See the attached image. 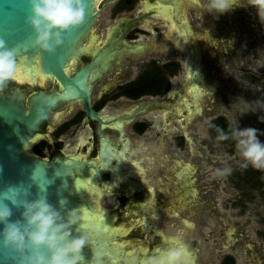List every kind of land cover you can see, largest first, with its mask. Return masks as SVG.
Instances as JSON below:
<instances>
[{
	"label": "water",
	"instance_id": "1",
	"mask_svg": "<svg viewBox=\"0 0 264 264\" xmlns=\"http://www.w3.org/2000/svg\"><path fill=\"white\" fill-rule=\"evenodd\" d=\"M116 1L118 0H107L102 9ZM157 1L159 6L155 9L164 18L170 17L168 11L170 7L176 12L184 2ZM97 2L98 0H88L84 22L71 31L64 45L58 47L54 54H49L35 47L34 30L25 23V18L29 15L27 0H0V38L6 41L9 48L17 49V63L21 71L16 80H28L25 85L16 84L14 80L0 93V199L10 186H15L20 187V192L9 193L15 199L31 201L46 195L48 202L58 209L61 199L67 200V210L88 208V218L83 222L86 225L84 230L89 236V245L82 250L84 264H145V261L155 254L154 250L157 247L170 246L185 249L190 256V264H200L197 246L190 235L159 214L146 209V203L129 205L122 203V206L115 210L98 209L101 196L123 193L121 190L113 191V188L119 189L121 184H124L126 193L148 191L151 197L159 199L156 197L155 189L150 188L148 184L142 156L145 149L135 150L131 145L134 153H130L128 139H124L122 145L114 148L110 139L103 138L99 157L95 160L88 159H94L92 152L76 155L80 148L78 146L63 149L73 154L72 156L62 154L53 158L49 156V159L28 152L29 142H36L40 127L49 122L52 113L56 109H61L62 105L73 104L74 108L77 103H81L91 120L104 124L105 116L103 119L91 107L94 82L110 68L112 72L155 47L152 43L139 41L136 45H147V48L135 54L125 51L121 60H118L121 56V53H118V61L113 63V68L112 62L115 61L116 54L113 49L112 55L111 47H107L101 51L97 50L89 64L73 71L81 55L90 49V45L96 39L94 26L99 16V12L95 10ZM150 7L151 5L147 6V9ZM145 12L144 7H141L137 14L123 18L113 26L114 29L119 28L118 38L113 41V46L126 43L124 36L129 28L135 27L152 14L149 12L141 16ZM157 13L154 17H158ZM175 15H178V12ZM183 23L184 25L179 28L183 33L188 29L184 34L193 42L188 23L185 21ZM107 35L104 40L107 39ZM195 55L198 58L199 53L195 51ZM193 70L192 75L189 70V78L181 90L170 93L169 96L174 101L172 105L158 101L147 102L140 106L141 108L135 107L137 110L133 108L126 116H118L115 119L118 122L114 127L124 135L125 129L120 121H125L127 129L128 124L133 123L137 116L161 109L170 110L171 107L173 113H169L167 119H176L175 110L186 102L190 115H182V119H192L196 112L192 102L200 100L201 95L205 97L210 94L204 89V92L201 90L204 81L201 74L203 69L195 62ZM54 80L58 82V86L50 89L41 88V82L48 85ZM197 90L201 95L197 94ZM185 111L183 114L187 113ZM196 114H200L199 111ZM131 156L134 160L128 159ZM37 165L45 169L47 179L54 181L47 186L46 193H41L38 184L31 179L32 171ZM190 165L186 162L183 168ZM57 171L63 175L57 176ZM77 178L89 179L79 191L75 187ZM190 178L188 175V179ZM191 183H194V180H190ZM4 203L12 208L13 221L21 218L24 211L22 206L13 205L11 201ZM63 214L66 216V211ZM3 227L0 225V230ZM76 227L79 225L72 226L74 236L78 235ZM96 253L99 255L95 256ZM17 261L15 253L3 246V237L0 236V264H17Z\"/></svg>",
	"mask_w": 264,
	"mask_h": 264
},
{
	"label": "rangeland",
	"instance_id": "2",
	"mask_svg": "<svg viewBox=\"0 0 264 264\" xmlns=\"http://www.w3.org/2000/svg\"><path fill=\"white\" fill-rule=\"evenodd\" d=\"M207 3L208 0H196L195 3L185 0L181 16H189L192 21L194 45L202 49L203 86L210 94L201 103L202 112L196 114L186 128L177 119L166 124L165 110L138 116L139 121L147 116L151 126L142 136L133 131L132 123L128 124L126 130L134 149H145L142 156L148 184L155 189L156 197L163 201L142 191L125 193L128 197L125 204L156 206L160 216L190 235L197 246L200 264H221L226 256H232L235 264H264V171L242 168L235 145L218 144L207 128L211 120L222 116L228 120L231 131L237 127L241 130L255 128L258 139L264 143V121L261 120L264 110H253L258 107L255 102L264 101V22H261L257 9L247 5L248 0H239L245 6L237 5L223 14L207 13ZM116 4L104 8L98 16L94 29L99 43H103L112 25L137 14L142 7L139 2L134 11L116 14ZM157 22H163V32L154 28ZM141 25L149 29L151 35H143L139 41L152 43L155 47L103 76L96 84L93 97L111 78L120 80V84L136 79L148 67L151 58L160 60L161 64L176 58L174 62L179 63L180 73L171 78L170 93L181 90L188 69V61L185 62L181 55L185 54L190 61V46L180 39L178 41L169 31L170 22L163 18H146ZM210 28L217 40L216 46L203 38ZM41 88L47 89L48 85ZM170 93L160 98L165 99ZM159 100L144 98L135 103L122 98L110 103L108 111L119 115L134 105ZM74 109H79L78 103ZM64 110L56 109L49 119L50 124H54L55 114ZM80 133L81 130L71 138L70 147L77 146L72 144ZM180 137L185 139L181 148ZM36 144L31 147L33 153ZM88 147L85 150L78 148V155L85 154ZM43 156L49 159L48 149ZM175 160L191 162L198 170V198L184 208L175 207L179 187L172 176ZM224 169H231L230 174L217 175L218 170ZM121 196H102L98 206L115 210L122 206Z\"/></svg>",
	"mask_w": 264,
	"mask_h": 264
},
{
	"label": "clouds",
	"instance_id": "3",
	"mask_svg": "<svg viewBox=\"0 0 264 264\" xmlns=\"http://www.w3.org/2000/svg\"><path fill=\"white\" fill-rule=\"evenodd\" d=\"M27 4L29 15L25 23L34 30V45L49 54H54L58 47L64 45L71 31L84 22L88 8V0H27ZM236 5L245 6L239 0H208L205 8L207 13L223 14ZM247 5L254 6L261 22H264V0H248ZM18 70L17 49L9 48L6 41L0 38V93L17 79ZM255 104L258 107L253 110H264V101ZM261 120L264 121V117ZM218 131V140L229 138L222 130ZM231 136L236 141V151L242 160L240 166L264 171V143L258 139L257 130L237 127ZM230 172L231 169L218 170L217 175ZM56 175L63 174L57 171ZM31 179L38 184L41 193H46L47 186L54 182L46 178L45 169L39 165L32 171ZM88 180L77 178V191ZM19 192L20 187L10 186L0 199V225L4 226L0 236L3 237V246L18 257L17 264H84L82 250L89 245V236L83 222L88 218L89 209L67 210L66 199L60 200L58 209L48 202L46 195L31 201L9 195ZM4 201L23 207L20 219H11L12 208ZM65 211L66 216L63 214ZM74 225H79L75 229L78 235L75 236L72 232ZM154 252L145 264H190L189 254L181 247H157Z\"/></svg>",
	"mask_w": 264,
	"mask_h": 264
},
{
	"label": "flooded vegetation",
	"instance_id": "4",
	"mask_svg": "<svg viewBox=\"0 0 264 264\" xmlns=\"http://www.w3.org/2000/svg\"><path fill=\"white\" fill-rule=\"evenodd\" d=\"M106 1L107 0H104L102 2L101 9L104 7V4H105ZM190 1L195 3L194 0H190ZM139 2L142 4V7H144V10L146 11L145 14H143L141 16H144L147 13L150 12L152 14L149 17H147V18H152L157 13V10L155 9L157 6H159L157 0H118V1L114 2V3H117L115 8H114V10H115L116 14H120V13H122L124 11H128V10H129V12L130 11H134V6L139 4ZM111 4H113V3H111ZM149 5H151V7L149 9H147V6H149ZM236 6H234V8ZM182 7H183V5L182 6L180 5L178 11H176V12H178L179 16H181ZM163 8L168 9L166 7H163ZM168 11L170 12V17L169 18H164L161 14H158V13H157V16L163 18L164 20L169 21L170 22L169 31L173 32V34L178 38V41H180V40L184 41L186 44H188L190 46V53L189 54H190V56H192V60H190V61L187 60V57H186L185 54H182L181 57L185 60V62L188 61V67H187L188 69H187V71L190 70V74L192 75L193 72H194V70H193L194 63L197 62V57L195 55V51L196 50L194 48V40H193V42L190 41L183 34L182 29L179 28V27H182L184 25V23H183L182 20L179 19L178 15H175L176 12L175 11L173 12L171 7L168 9ZM132 19H134V18H132ZM187 20L189 22L190 29L194 31L193 25H192V21L189 18V16H187ZM163 22L155 23L153 25L154 28L157 29L159 32H163V30H162ZM141 24H142V22H141ZM141 24L136 25L137 27L133 26V28L132 27L129 28V30L127 31V33L124 36V40L126 42L125 44H119V45L116 44L114 46H113V41H116V39L118 38L117 37V32L119 31V28H115L114 29L113 25H112L109 28V30H108L107 34H109V35H107V39L104 40L103 43H99V39H98V37H96L95 41H93L92 45H90V49L88 51L84 52L81 55V58L77 61V66L74 68L73 71H76L79 68H81L82 66H86L87 64H89L94 59L97 50L101 51V50L106 49L107 47H111L112 55H113V49H114L115 54H116V55H114L115 56V61L112 62V68H113V63L114 62H116L118 60H121L123 52L128 51V52H131L133 54L138 53V52H143L147 48V45L141 46V44L140 45H136V43H138V41L140 40L141 36H143V35H145V36L151 35V31L149 29H147V28H142L144 26L141 25ZM121 27L123 28L124 26H121ZM190 29H189V31H190ZM207 30L211 31V28L207 29ZM207 30H206V32H207ZM185 32H188V29H186ZM193 36H194V34H193ZM192 39H193V37H192ZM139 47H141V48H139ZM118 53H121V56L117 60ZM175 60H176V58L173 59V60H169V62H167L165 64H161L160 60L151 58L147 62V63H149L148 67L145 68L138 75V77L136 79H134V80H132V81H130L128 83H121L120 84V80H118L116 78H111L109 81L104 83L101 87H99V90L96 92V96L93 97L96 84H98V82L101 80V78H103V76L105 74L110 72V70H111V68H110L107 72L103 73L94 82V84H93V88L94 89L92 90V97H91V107H92V109L99 116H101L102 118L105 116V119L103 118L105 123L101 124L99 121L91 120L87 116L85 108L83 107V105L81 103H78L79 109H77V110H75L73 108V104H71V105H62V108H65V110H64V112L62 114H58V117L56 116L57 114H55L56 112L54 113L55 116H56L54 118V124H50V122H46V123H44L42 125V127H40V129L38 131L39 135H38V138L36 140L37 144L34 147V153L36 155H38L39 157L43 158L44 157L43 156L44 151L46 149H48L49 150V156H52V158L55 157V156H60L62 154L72 156L73 154H69L68 152H66L63 149L65 147H70L71 146L70 145V140H71V138H73V136H76V134H77V132L79 130H81V133L78 135L77 141H75L72 145H77L78 147L82 148L83 150H85V148L89 146L87 152H89V150H90L92 152V156L94 157V159L88 158L89 160H95V159H97L99 157L100 150H101V141H102L103 138L110 139V142L112 143V146L114 148H116L118 145H122V143L125 142L124 139H128V140L130 139L129 140L130 141L129 152L130 153H134V150L131 149L132 138L129 136V134H128L127 130H126L125 121H120V123L123 124L124 129H125V134L124 135L121 134V132L118 130V128L114 127V124L116 122H118L117 120H115L118 116H126L137 105H134L130 110H126V113L124 115H114L113 113L108 111V105L110 103H112V102H117V101H119L122 98H125V99L130 100V101L135 102V103L138 102L139 100H143L144 98H151L152 100L157 98V99H160L158 101V103L165 102L168 105H172L174 103V101L170 98V96H167V98L165 97V99L160 98V96L163 97V96H166L168 93H170V91H171L170 80H171V78L173 76H175L178 73H180V65H179L178 62H174ZM155 65H157V66H159L161 68L162 76L166 77L168 82H169V89H168V91L165 94H159V95H156V96L145 95V96H143V97H141L140 99H137V100H133V99L128 98L126 96L116 97L117 94L119 93V89L121 87L129 85V84L137 81L144 74L153 72L155 70ZM171 65H177L178 69H177V71L175 73H171L170 69L168 68V66H171ZM190 67H191V69H190ZM58 85H59L58 82L56 80H54V82H49L48 83V88L50 89V88H53V87L58 86ZM150 102H154V101H150ZM144 104L145 103H143L141 105L138 104V105L142 106ZM171 109L173 110V107H171ZM171 109L169 111L165 110V112L167 111L166 113H170L171 114V113H173L171 111ZM152 110H156V109H152ZM161 110H164V109H161ZM72 111H73V114H71ZM186 112L187 111H185V113ZM146 117H145L144 120L139 121L138 116H137L135 121L132 123L133 124V131L136 134L140 135V136L146 134L149 131V128L151 127L150 126V122L148 121V118H146ZM220 117H222V116H220ZM66 118H68V119H66ZM217 118H219V117H217ZM217 118H215V119H217ZM64 119H66V120H64ZM176 119L180 120L181 124H183V126H184V121L183 120H181L180 118H176ZM215 119H213V120H215ZM164 120H165V123L168 124L171 120H175V119H167V117L165 116ZM213 120H211V121H213ZM209 123L207 124V128H208ZM151 129H154V127H152ZM208 130H209V128H208ZM51 139H53V140H51ZM182 139H183V144L181 145V142H182L181 140ZM51 141H53V142H51ZM184 143H185L184 137H180L179 138V148L183 147ZM217 143L220 144V145H226V144L228 145L229 144V143L221 144L219 142H217ZM235 144H236V141L234 140L233 144H229V145H235ZM85 152L86 151H83V153H85ZM75 154L78 155L77 153H75ZM133 155L134 154H132V156ZM132 156H131V158L128 157V159L134 160V159H132L133 158ZM135 161L140 163L137 160H135ZM177 161H179V160H175V165L172 168V176H173V179L179 185V187L177 188V195H178L180 193L179 189L181 188V184H180L181 182L178 181L177 175L181 171L182 167H180L178 165ZM185 163L186 162H184V165H185ZM115 164H116V162H115ZM190 164L195 169V174L192 175L191 177L194 176V179L196 181L194 183L190 184V179H189V184H187V185L190 186L189 188L191 190L197 191V194L199 195V190L196 187V183H197L196 174H197L198 170H197V167L194 164H192V163H190ZM108 176L110 178V173L109 172H108ZM187 178H188V176H187ZM123 186H124V184H121V187L119 189L113 188V191L121 190V192H123V193H121L122 196L120 197V201L124 204V203L128 202V197H127L126 194H124V192L126 193V191H124V187ZM198 195H197V198H198ZM197 198L194 200V202H196ZM177 201H178V199H177ZM227 257H232V256H226L223 259L221 264H224V261L226 260ZM234 262H235V259H234Z\"/></svg>",
	"mask_w": 264,
	"mask_h": 264
},
{
	"label": "bare ground",
	"instance_id": "5",
	"mask_svg": "<svg viewBox=\"0 0 264 264\" xmlns=\"http://www.w3.org/2000/svg\"><path fill=\"white\" fill-rule=\"evenodd\" d=\"M104 0H98V2H97V4L95 5V10L97 11V12H99V14L101 13V11H102V9H101V4H102V2H103ZM183 1H185V0H183ZM190 1V0H189ZM183 4H184V2H183ZM178 9H179V7H178ZM179 18L180 19H182L183 21H185L186 23H188V25H189V22H188V20H187V17H186V15L182 18L181 16H179ZM141 22H143V20L141 21ZM141 22L139 23V24H141ZM135 27H137V26H135ZM190 27V26H189ZM191 30V29H190ZM191 32H192V37H193V34H194V31L193 30H191ZM184 34V33H183ZM185 35V34H184ZM186 36V35H185ZM206 41L207 40H210L212 43H213V45L214 46H216L217 45V40L213 37V35H212V33H211V31L210 30H207V32H206V35H205V37H203ZM194 47H195V50L199 53V56H198V58H197V64H199L200 65V67L203 69L202 71H201V74L203 75V78H204V81H203V83L205 82V71H204V66H203V63H202V53H201V50L202 49H200L199 47H197V46H195L194 45ZM188 78H189V70L187 71V73H186V80H188ZM18 84H26V82L28 81V80H15ZM203 83L201 84V90L203 91V89L205 90V88H204V86H203ZM45 83H42L41 82V86L42 85H44ZM186 85H187V83H186ZM94 89V88H93ZM206 91V90H205ZM204 92V91H203ZM197 94L198 95H201V94H199L198 93V90H197ZM202 97H201V99L200 100H197V101H194V102H192V104H193V106H194V108H195V110H196V112H195V114H194V116H193V118L195 117V115H196V113L199 111V113H201L202 112V105H201V103L203 102V100H204V95H201ZM137 106H139V105H137ZM136 106V107H137ZM139 108H141L140 106H139ZM134 110H137V108H135ZM183 110H186L187 111V113L186 114H183ZM176 111V118H180L181 120H183L184 121V127L186 128V126H187V124L191 121V119H182V115H190V111H189V107H188V103L186 102V103H184V104H182V105H180V106H178L177 107V109L175 110ZM165 116L166 117H168L169 116V113H166L165 114ZM130 140V139H129ZM35 142H29V148H28V152L29 153H31V150H30V148L33 146V144H34ZM88 153V152H87ZM177 163H178V165L179 166H182V168H181V171L178 173V175H177V177H178V181L179 182H181L180 184H181V188L179 189L180 190V193L177 195V199H178V201H177V206H175V207H179V208H184L187 204H191V203H193L194 202V200L197 198V191H195V190H191L189 187V185H187V184H189V179L187 178V176L189 175V176H192V175H194L195 174V169H194V167L192 166V165H190V166H186V167H184L183 168V165H184V163H182L181 161H177ZM191 163V162H190ZM190 180H194V182L196 181L195 179H194V176L193 177H191L190 178ZM150 188H153V187H151V186H149ZM102 197V196H101ZM101 197H100V199H101ZM98 209H103V208H101L100 206H98ZM146 209H148V210H150V211H152V212H155V213H157V214H159V210L156 208V206L155 207H146Z\"/></svg>",
	"mask_w": 264,
	"mask_h": 264
},
{
	"label": "trees",
	"instance_id": "6",
	"mask_svg": "<svg viewBox=\"0 0 264 264\" xmlns=\"http://www.w3.org/2000/svg\"><path fill=\"white\" fill-rule=\"evenodd\" d=\"M168 68L170 69L171 73H175L178 69L177 65H171L168 66ZM168 89H169V82L167 78L162 76L161 68L155 65V70L153 72L144 74L137 81L121 87L116 97L126 96L133 100H137L145 95L156 96L159 94H165L168 91ZM208 128L217 142L221 144H225V143L233 144L234 139L231 136L232 131L229 130L230 124L225 117H219L211 121L208 125ZM218 130H222L226 135H228L229 138L226 140H218L217 139L219 135ZM181 141H182L181 142L182 145L183 139ZM224 264H235V262L232 257H227L226 260L224 261Z\"/></svg>",
	"mask_w": 264,
	"mask_h": 264
},
{
	"label": "snow or ice",
	"instance_id": "7",
	"mask_svg": "<svg viewBox=\"0 0 264 264\" xmlns=\"http://www.w3.org/2000/svg\"><path fill=\"white\" fill-rule=\"evenodd\" d=\"M20 71H21V70L19 69V70H18V73H17V77L19 76V74H20Z\"/></svg>",
	"mask_w": 264,
	"mask_h": 264
}]
</instances>
